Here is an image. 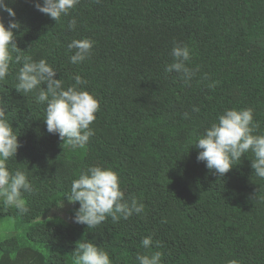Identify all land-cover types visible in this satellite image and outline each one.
<instances>
[{
	"label": "trees",
	"instance_id": "trees-1",
	"mask_svg": "<svg viewBox=\"0 0 264 264\" xmlns=\"http://www.w3.org/2000/svg\"><path fill=\"white\" fill-rule=\"evenodd\" d=\"M34 2L5 0L20 24L13 30L17 47L46 59L65 87L80 74L100 107L90 125L95 134L70 150L47 132L37 93L15 90L21 65L10 64L0 82L19 143L9 168L26 170L36 191L25 194L23 216L0 202V218L28 225L24 240L0 242V262L74 264L72 252L88 240L113 264H138L137 253L154 251L163 253L162 264H264V180L255 176L251 154L219 177L197 161L200 150L191 145L231 108L251 107L264 133V0H80L57 22ZM72 18L77 25L69 31ZM0 19L7 26L11 18L0 11ZM82 38L95 42L92 54L72 65L67 44ZM174 42L189 46L188 67L199 68L190 84L164 71ZM93 164L117 172L125 197L135 196L144 212L115 223L109 217L93 229L55 217L34 223L67 200L71 181ZM78 207L74 202L73 211ZM150 234L146 250L141 240Z\"/></svg>",
	"mask_w": 264,
	"mask_h": 264
},
{
	"label": "clouds",
	"instance_id": "clouds-1",
	"mask_svg": "<svg viewBox=\"0 0 264 264\" xmlns=\"http://www.w3.org/2000/svg\"><path fill=\"white\" fill-rule=\"evenodd\" d=\"M98 3L99 0H93ZM80 0H35L34 7L48 15L55 22L67 16ZM0 11L7 12L11 18L7 26L0 19V82L9 75L10 64L21 65L15 76V90L28 94L35 91V100L46 105L43 121L50 134H57L70 150L82 149L95 133L90 125L96 120L99 101L83 85L87 81L80 74L74 73V83L65 87L64 81L54 78L57 70L46 59L33 60L25 55L15 42L14 29L20 24L15 19L14 10L5 0H0ZM77 21L72 18L67 25L69 31L76 29ZM94 41L89 38L72 39L67 44L66 54L69 63L79 65L87 60L93 50ZM15 53V56H13ZM172 62L165 66V73H176L190 84L199 68L188 67L192 53L187 44L174 42L171 49ZM212 82L208 87H214ZM44 85L45 87H42ZM193 112L199 108L193 106ZM188 118L189 113H184ZM17 133L12 128L6 115V105L0 102V202L5 208H15L21 216L29 212L25 194H33L36 189L28 178V172L22 168L10 170L9 161L15 157L19 147ZM195 145L200 151L197 161L204 162L209 170L223 177L233 165L240 162L242 156L251 154V168L256 177L264 180V133L258 132V125L253 119L251 107L225 109L210 126L198 132ZM69 202H78L73 220L93 229L109 217L112 222L127 220L131 216L144 212V204L135 196L125 197L120 187L117 172L99 164L89 165L71 181L70 190L64 195ZM264 201V197H261ZM144 249L153 245V235L141 240ZM160 248V241H155ZM161 251L137 253L138 264H162ZM74 264H113L110 255L103 248L88 240L79 242L72 252ZM228 264H239L235 259Z\"/></svg>",
	"mask_w": 264,
	"mask_h": 264
},
{
	"label": "rangeland",
	"instance_id": "rangeland-1",
	"mask_svg": "<svg viewBox=\"0 0 264 264\" xmlns=\"http://www.w3.org/2000/svg\"><path fill=\"white\" fill-rule=\"evenodd\" d=\"M74 213L75 211H73V203L65 200L59 203L57 207H55L50 213L46 214L44 217L38 218L36 221H34V223H39L49 218L55 217L64 220L67 224H73ZM27 227V224L22 225L11 218L0 220V242L12 237H18V240H24V238H26L25 231Z\"/></svg>",
	"mask_w": 264,
	"mask_h": 264
},
{
	"label": "crops",
	"instance_id": "crops-1",
	"mask_svg": "<svg viewBox=\"0 0 264 264\" xmlns=\"http://www.w3.org/2000/svg\"><path fill=\"white\" fill-rule=\"evenodd\" d=\"M3 219H7V218H0V220H3ZM12 238H14V237H12ZM10 239V238H9ZM6 240H8V239H6ZM2 249H0V261H1V255H2ZM0 264H33V262L31 261V259L30 260H28L27 262H24L22 259H20L19 260V262H17V263H11V262H4V263H1L0 262Z\"/></svg>",
	"mask_w": 264,
	"mask_h": 264
}]
</instances>
